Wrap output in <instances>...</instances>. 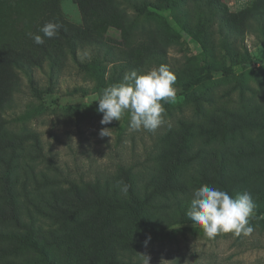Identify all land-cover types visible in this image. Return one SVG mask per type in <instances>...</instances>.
I'll return each mask as SVG.
<instances>
[{"label":"rangeland","instance_id":"374dc122","mask_svg":"<svg viewBox=\"0 0 264 264\" xmlns=\"http://www.w3.org/2000/svg\"><path fill=\"white\" fill-rule=\"evenodd\" d=\"M149 1L142 15L117 4L122 21L107 26L100 47L80 45L78 62L63 48L52 72L43 61L33 68L32 83L19 76L0 110V229H14L3 198L8 179L20 216L40 226L38 242L55 264H264V214L257 211L264 208V175L248 177L238 190L250 192L256 205L249 236H204L186 215L200 186L145 211L159 234L147 233L117 209L99 218L100 208L89 203L87 184L98 181L120 193L123 169L131 170L137 185L151 174L159 177L174 133L184 127L185 159L197 150L207 157L211 149L264 141L263 128L223 130L210 138L200 134L211 117L225 121L249 111L264 116V0H213L221 12L212 25L207 0L198 7L194 0ZM42 2L0 0V39L33 27ZM58 3L69 21L81 24L74 0ZM148 49L165 53L166 66L177 77L175 102L163 104V123L155 131H134L125 113L102 125L93 98L126 72L158 68L145 61ZM85 63L94 69L84 70ZM102 128H110V136L102 137ZM190 168L179 169L181 178ZM14 247L0 242V264H44L32 250Z\"/></svg>","mask_w":264,"mask_h":264},{"label":"trees","instance_id":"16d2710c","mask_svg":"<svg viewBox=\"0 0 264 264\" xmlns=\"http://www.w3.org/2000/svg\"><path fill=\"white\" fill-rule=\"evenodd\" d=\"M81 15V24L69 21L62 13L58 0H43L39 6L36 23L16 36L0 39V110L9 95L15 90L20 75L29 83L33 81V68L42 66L43 61L48 62L49 71L63 53V48L71 59L78 62L77 50L82 44H93L98 48L103 43V37L108 25L122 21V14L117 4L128 6L142 15L151 5L149 0H74ZM202 0H194L198 7ZM207 0L209 15L207 21L210 25L217 20L216 15L220 8ZM49 21L61 25L58 34L53 38L43 37L40 28ZM222 23H219V32L223 34ZM39 34L43 37V44H36L27 34ZM146 59L152 65H166V54L161 50L148 49ZM84 70L94 69L92 63H85ZM230 123L227 125V123ZM184 127L174 133L171 141V153L159 177L150 175L141 185H137L131 170H122V185L128 186L127 194L108 191L107 184L103 186L96 181L87 184L89 203L100 208V215L110 209H117L127 213L132 221L145 228L147 233L159 234V228L148 222L144 216L145 211L162 206L169 196L183 193L189 187H198L204 184L227 191L232 197L238 193L240 185L250 176L264 175V141H249L245 144L215 148L208 151L204 157L196 151L193 158L185 159V150L188 133ZM247 128H263L264 116L259 112L249 111L246 115H233L231 120H215L211 117L210 126L200 127V134L206 138L213 137L223 130H240ZM187 164L190 168L186 179L181 178L179 169ZM3 198L9 206L8 219L13 223L14 229L1 230L0 242L14 244V249H29L39 257L38 261L44 264H55L50 260L44 250V245L38 242L41 228L29 218L25 221L15 205V194L10 193V183L4 181ZM73 194L77 200L83 201L82 196L73 186ZM260 188L256 192L260 194ZM264 202V197L262 196ZM84 202V201H83ZM264 214L263 210H257ZM174 223L173 220L168 222ZM14 264V263H10Z\"/></svg>","mask_w":264,"mask_h":264},{"label":"clouds","instance_id":"9594fccd","mask_svg":"<svg viewBox=\"0 0 264 264\" xmlns=\"http://www.w3.org/2000/svg\"><path fill=\"white\" fill-rule=\"evenodd\" d=\"M60 27L59 23L49 21L40 28V32L43 37L53 38ZM27 35L36 44L44 43L39 34L29 32ZM176 79V75L163 64L145 72L135 69L126 72L120 82L108 86L101 95L93 98V101L99 102L96 110L102 113L100 123L108 125L113 120L120 121L127 113L132 130L155 131L163 123V104L175 102ZM108 129L102 128L100 135L110 136ZM120 191L126 195L128 186H120ZM255 207L252 194L248 191L232 197L225 190L204 184L193 190L186 215L194 224L202 227L208 239L225 233L236 237L249 236L253 232L249 218Z\"/></svg>","mask_w":264,"mask_h":264}]
</instances>
